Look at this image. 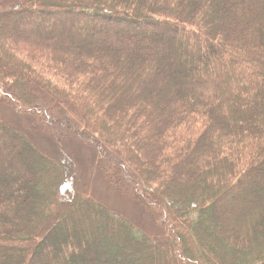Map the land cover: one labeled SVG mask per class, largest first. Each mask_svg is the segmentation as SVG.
Masks as SVG:
<instances>
[{
    "label": "trees",
    "instance_id": "16d2710c",
    "mask_svg": "<svg viewBox=\"0 0 264 264\" xmlns=\"http://www.w3.org/2000/svg\"><path fill=\"white\" fill-rule=\"evenodd\" d=\"M0 106V264H264V0H0ZM74 114L165 240L76 194Z\"/></svg>",
    "mask_w": 264,
    "mask_h": 264
},
{
    "label": "rangeland",
    "instance_id": "374dc122",
    "mask_svg": "<svg viewBox=\"0 0 264 264\" xmlns=\"http://www.w3.org/2000/svg\"><path fill=\"white\" fill-rule=\"evenodd\" d=\"M65 22L66 20L62 21L61 19H57L56 25L58 27H62ZM69 90L70 88L67 91L69 92ZM59 109L65 114V117L66 115L69 116V111L68 109L66 110L64 106L60 105ZM72 118L77 120L80 123V126L74 127L75 135L68 138L70 139L69 142L63 143L62 141L61 143H58L57 135H55L56 130H58V133L63 140V130H65V128L54 129L52 127H49L48 124L42 125V127H44L42 131H40L41 128L37 131H32L33 133H35V139L37 140L36 141L34 138H32L33 142L39 144L46 150L55 145L54 141L59 144L57 158L59 157L63 162V160L67 157V163H65L66 171H68L67 175L70 174L69 176L73 178L72 187L77 195H81L83 197L91 199L92 201L105 205L108 209H113L120 216L134 223L138 227V229L145 233L147 236L165 240L164 235L152 223L150 217L144 212V210H142L140 207L138 208L126 198L117 195V192L108 189L104 182L100 179L97 169L98 162L95 159V157L97 156L96 151L91 145L94 139L89 140L88 142V140L85 139L87 135L82 122H80L79 118L75 116V114L72 116ZM0 119L16 128L18 127L17 129L24 126V123L18 116V113L16 114V112L12 108L7 106H0ZM62 123L64 124V122ZM45 126H47L49 129ZM39 131L41 133H39ZM94 138L98 141L97 137ZM96 140L94 141V144L96 143ZM110 151H112V154L115 156V158H113L112 160L118 162V160L120 159L119 155L111 149ZM98 152L101 151L99 150ZM102 152L104 154L107 153L105 152V150H103ZM61 153H63L64 156ZM124 166V172L127 175L126 180L127 182H129L128 180L132 178V175H134V173L132 172L131 168L127 167L126 165ZM70 168L71 172H69ZM120 181L122 180L120 179ZM127 182L124 180L125 185H128ZM235 198L236 197L233 196L231 199L234 200Z\"/></svg>",
    "mask_w": 264,
    "mask_h": 264
}]
</instances>
